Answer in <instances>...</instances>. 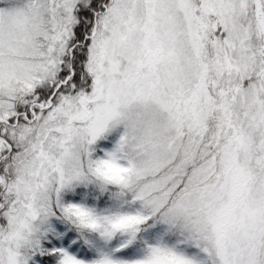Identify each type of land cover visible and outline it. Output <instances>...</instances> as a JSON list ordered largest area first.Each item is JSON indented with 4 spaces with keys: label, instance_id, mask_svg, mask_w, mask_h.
Segmentation results:
<instances>
[{
    "label": "snow or ice",
    "instance_id": "obj_1",
    "mask_svg": "<svg viewBox=\"0 0 264 264\" xmlns=\"http://www.w3.org/2000/svg\"><path fill=\"white\" fill-rule=\"evenodd\" d=\"M0 264H264V0H0Z\"/></svg>",
    "mask_w": 264,
    "mask_h": 264
}]
</instances>
